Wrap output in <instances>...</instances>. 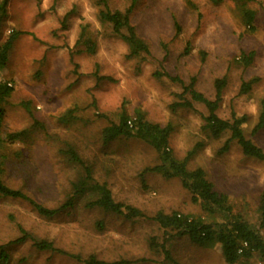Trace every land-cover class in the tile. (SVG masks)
I'll return each mask as SVG.
<instances>
[{
	"label": "rangeland",
	"instance_id": "obj_1",
	"mask_svg": "<svg viewBox=\"0 0 264 264\" xmlns=\"http://www.w3.org/2000/svg\"><path fill=\"white\" fill-rule=\"evenodd\" d=\"M107 1L112 10L130 4ZM246 8L255 12L252 28L244 22ZM97 12L96 0H8L0 42L12 31L22 33L0 66V81L12 87L3 105L0 136L24 133L20 141L0 149L1 178L56 207L78 175L59 152L71 146L90 164L94 179L107 183L116 201L144 216L125 219L88 208L82 197L46 218L24 200L0 197V244L17 238L22 228L64 252L40 251L28 240L9 246L13 258L8 264L20 258V264H83L89 255L128 264H227L218 244L197 246L152 219L158 211L191 214L207 223L221 222V215H209L193 202L178 178L144 171L158 162L146 143L120 137L104 144L101 131L116 123L123 110L129 115L140 110L149 121L170 124L173 155L181 159L197 146L188 167L203 168L215 189L227 195L233 213L259 228L264 163L244 155L234 141L219 154L229 133L207 136L201 127L206 109L200 103L174 111L170 105L192 78L194 88L209 99L215 95V80L224 78L217 114L224 119L244 116V135L264 150V128L252 133L264 100V0H137L130 20L148 44L144 60L126 56V44ZM82 30L94 43L93 53L82 43L75 45ZM248 52L253 59L245 66L240 57ZM157 71L163 75L155 76ZM250 81L249 91L241 93V84ZM69 109H75L76 118L61 121ZM259 232L264 237V228ZM235 264H264V259L253 254Z\"/></svg>",
	"mask_w": 264,
	"mask_h": 264
},
{
	"label": "trees",
	"instance_id": "obj_2",
	"mask_svg": "<svg viewBox=\"0 0 264 264\" xmlns=\"http://www.w3.org/2000/svg\"><path fill=\"white\" fill-rule=\"evenodd\" d=\"M212 1L214 3L219 2V0ZM136 2L137 0H130V4L124 10H112L107 0H96V5L98 6L97 16L101 22L108 23L112 32L126 44L128 51L126 56L128 58L137 57L144 60L150 54L148 44L136 33L135 27L130 20ZM7 3L8 0H0V30L6 19ZM242 12L244 22L249 28H252L255 12L249 8L243 9ZM83 30L75 45L82 43L89 53H93L94 43L90 38L85 37ZM20 33L22 32L12 31L7 38L0 42V66L6 63L8 52ZM240 58L242 63L247 66L252 62L253 52L242 53ZM154 75L162 76L163 73L157 71L154 72ZM94 76L97 80L101 79L97 72H94ZM170 79L182 83L177 77H170ZM252 81L242 83L240 92H248ZM7 83V81H0V127L4 115L3 105L7 102V98L12 92V87ZM193 83L194 78L191 79L189 84H183L182 92L175 94L177 99L170 105V109L172 111L177 108L191 109L194 102L200 103L206 109V115L203 116L201 127L206 131L207 136L217 139L222 134L229 133V137L217 150L219 154L225 153L229 149L230 143L234 141L244 155L264 163V150L243 133L241 124L245 121V117L232 115L230 118L224 119L217 114L222 97V88L225 83L224 78L215 80V95L213 99L207 98L203 93L196 90ZM74 110L69 109L60 117V120L68 122L75 119ZM263 128L264 100H261L257 121L252 133ZM171 132L172 126L170 124L163 126L157 122L149 121L140 110H135L132 115L127 114L123 110L119 113L116 123H110L103 127L101 138L104 144H108L120 137L136 138L143 141L153 149L158 159L156 164L146 167L144 171L160 174L167 179L178 178L181 186L191 194L193 202L198 203L209 215L219 214L223 219L221 222L207 223L201 217L191 214H183L176 211L171 213L158 211L152 219L162 229L171 232L175 236L186 235L189 241L197 246L209 247L218 244L222 257L227 264H235L242 259L250 258L253 254H257L261 259H264V237L259 232V228H264V189L258 202L259 228H254L240 214L233 213L227 195L215 189L213 183L206 177L203 168L195 167L191 169L188 167V161L195 153L197 146L188 151L186 156L181 159L173 155L168 144ZM23 133L21 131L9 133L3 137L0 136V149L20 141ZM59 152L68 163L77 167L78 175L71 181L65 198L58 206H45L21 189L7 185L1 178V172L0 197L24 200L38 215L46 218L53 217L64 209L72 207L82 197L87 198L84 206L88 208H97L106 213L122 216L125 219L144 216L140 209L116 201L107 183L98 182L94 179L92 167L83 161L73 147L67 146L59 150ZM1 157H4V155H0ZM19 230L20 235L17 238L7 244H0V264H8L12 260L10 245H18L28 240L31 241L33 247L37 250L64 253L56 248L51 241L38 239L22 228H19ZM152 244L156 246L153 242ZM76 258L79 259L77 256ZM20 261H22L21 258L17 259L16 264H20ZM81 261L83 264L129 263L128 260L124 259L104 261L94 255H89Z\"/></svg>",
	"mask_w": 264,
	"mask_h": 264
},
{
	"label": "built area",
	"instance_id": "obj_3",
	"mask_svg": "<svg viewBox=\"0 0 264 264\" xmlns=\"http://www.w3.org/2000/svg\"><path fill=\"white\" fill-rule=\"evenodd\" d=\"M7 84L10 86V83L9 82Z\"/></svg>",
	"mask_w": 264,
	"mask_h": 264
}]
</instances>
